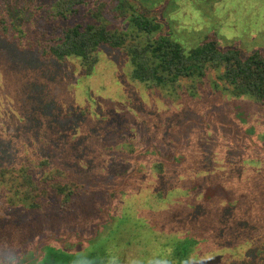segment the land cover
<instances>
[{
	"label": "rangeland",
	"instance_id": "374dc122",
	"mask_svg": "<svg viewBox=\"0 0 264 264\" xmlns=\"http://www.w3.org/2000/svg\"><path fill=\"white\" fill-rule=\"evenodd\" d=\"M161 4L160 1L157 6ZM213 5L177 0L174 10H163L171 13L173 32L185 45H194L215 32L218 38L237 42L244 49L264 48V0H218ZM114 52H101L90 75H81L79 60L69 59L59 74L49 78L51 75L47 74H52L54 68H20L7 57L6 50L0 49V140L23 126L32 140L30 144L37 146L42 139L57 146L59 154L53 158V166L71 168L78 174L83 170L87 174L85 180L97 175L84 181V190L91 196L79 200L69 213L53 208L41 213L12 214L4 213L0 207L3 264H32L29 258L19 262L17 257L35 251V257L40 258L43 248L49 246L66 254L76 253L79 263L93 254L94 264H176L170 260L169 248L177 247L188 234L196 232L203 243L192 248L183 264H238L247 249L246 238L249 245L251 240L264 243V171L253 164L242 171H231L221 159L218 164H211L210 172L204 168L200 155H228L229 149L223 147L226 142L232 143L235 155H242V151L261 155L264 104L225 94L219 84L217 88L208 81L198 86L193 97L181 89L173 96L163 90L158 94L132 81L127 64ZM32 81L46 84V97L59 106L58 117L65 121V128L54 124V131L47 127L43 134L32 125L35 120H28L30 113L47 118L33 109V92L28 88ZM70 104L74 109L85 110L83 117L77 114L72 125L66 123L63 114ZM242 109L247 112V122L254 125L251 131H246L238 119ZM175 118L179 121L174 124ZM123 123H130V131L136 137L141 130L138 128L146 126L150 136L137 150L139 155L155 142L164 149L171 147L181 155L193 156L189 166L179 172L175 191L166 200L156 198L157 180L145 171L146 162L142 164L132 157L136 168L130 171L126 155L112 158L120 151L117 134L121 135ZM86 135L90 138L83 145L80 139ZM211 137L216 149L222 150H205V145H212ZM101 139L105 148L95 146ZM127 140L135 142L134 136ZM6 156L8 160L25 157ZM29 156L32 164L47 155ZM196 169L199 173L193 176ZM218 184L230 189V198L234 205L238 203L237 207L225 206L220 189L213 193L211 201L206 200V186ZM186 187H193L188 192L197 201L193 209L187 204V194L181 192ZM86 216L88 219H83ZM101 251L105 253L103 258ZM6 254L10 259L6 257L5 261Z\"/></svg>",
	"mask_w": 264,
	"mask_h": 264
},
{
	"label": "trees",
	"instance_id": "16d2710c",
	"mask_svg": "<svg viewBox=\"0 0 264 264\" xmlns=\"http://www.w3.org/2000/svg\"><path fill=\"white\" fill-rule=\"evenodd\" d=\"M160 1L162 4L158 7ZM194 1L203 2L205 7L214 6L213 4L218 2ZM176 3L177 0H0V49L6 50L7 57L12 58L14 64L20 68H54L52 74H47L51 75L49 78L59 74L69 59L79 60L81 75H90L99 61L101 52L116 50L114 53L121 57L129 68V78L158 94L163 90L166 95L173 96L181 89L183 93L193 97L197 94L198 86L208 81L216 87L219 84L225 94L237 98L246 97L256 105H263L264 48L244 49L237 42L218 38L215 32L194 45H185L173 32L171 26L174 20L170 16L171 13L167 14V11L163 10H174ZM196 11L199 12V9ZM46 87V84L42 85L37 81L28 83V88L33 92L30 96L34 99L33 109L47 117L44 119L43 116L36 117L30 113L31 115H27L28 120H35L36 123L32 125L43 134L46 133L43 129L47 127L52 128L48 130L54 131V124L60 128L66 126L65 121L58 117L59 106L46 97ZM56 109L58 113H54ZM63 114L66 123L72 125L77 114L81 118L85 115V110L74 109L70 104ZM238 119L244 123L246 131L254 129V125L247 122V112L244 109L240 111ZM178 121L175 118L173 123ZM106 123L104 122L105 125ZM145 127L138 128L141 130L136 137V134L130 131V123H123L120 127L121 135L117 134L120 151L118 149L117 154L111 156L113 159H122L126 155L130 171L136 168L132 157L140 159L142 164L146 162L145 171L157 180L156 198L166 200L175 191L179 172L189 166L193 156L181 155L171 147L164 149L155 142H152L143 155H139L137 150L150 136ZM133 136L135 142L131 143L127 139ZM89 138L88 135L81 138V143L86 145ZM30 141L32 140L23 126L16 127L7 133L6 139L0 140V207L4 213H41L53 208L58 212L69 213L79 200H86L91 196L84 190V184L97 175L85 180L87 174L83 170L78 174L71 168L57 164L53 166L52 160L59 154L57 146L42 139L34 146ZM95 146L105 148L106 145L101 139ZM223 147L229 149L228 155H200L204 158L206 170L211 172V164H218L223 159L231 171H242L246 165L252 164L254 168L261 166L264 171V152L261 155H248L242 151V155H235L237 152L231 142H226ZM160 148L165 154H162ZM216 148L213 139L211 146L205 145L206 151L222 150ZM13 151L15 153H12ZM5 155L25 157L22 160H8ZM29 155L47 156L31 164L33 159ZM50 165L51 169L48 170ZM197 170L193 171V176L199 173ZM192 188H183L181 192L183 195L187 194V204L193 209L194 206L197 207V201L188 194ZM218 189L225 196L223 200L226 207H237L238 203L234 205L230 198V189L221 184L206 186V200H210ZM248 240L249 238L244 240L247 249L238 259V264H264V243L251 240L249 245ZM202 243L198 232L188 234L177 247L172 245L169 248L170 260L183 264L192 248ZM43 250L40 258L35 257V251H29L17 259L21 262L29 258L32 264H94L96 259L93 254H89L84 263H79L76 253L66 254L53 246ZM2 255L3 253L0 257ZM100 255L103 258L105 253L101 251ZM4 256L5 261L6 257L10 259L8 254ZM3 263L0 258V264Z\"/></svg>",
	"mask_w": 264,
	"mask_h": 264
}]
</instances>
